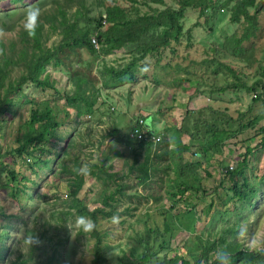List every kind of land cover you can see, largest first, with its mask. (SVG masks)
<instances>
[{"label":"rangeland","instance_id":"1","mask_svg":"<svg viewBox=\"0 0 264 264\" xmlns=\"http://www.w3.org/2000/svg\"><path fill=\"white\" fill-rule=\"evenodd\" d=\"M34 4L41 9L38 40L41 47L51 49L76 19L81 24L88 15L98 20L108 5H119L128 16H135L164 7L179 8L180 0H0V49L4 50L0 66L2 59L8 62L0 88V264L91 263L96 237L92 231L86 233L75 226L78 215L68 206L72 172L82 165L91 171L94 166H104L115 173L114 178L103 175V179L92 173L81 175L83 183L76 193L90 210L97 207L107 212L100 215L97 225L105 264H123L119 259L123 251L130 260L151 254L146 264H163L165 256L174 255L192 264L200 256L202 243L230 228L237 234L235 241L245 248H263L264 147L258 146V130L264 123V99L256 97L259 90L247 87L260 77L264 65V0H255V29L240 42V48L232 45L230 37L237 39L246 22L242 18L237 23L229 21L233 2L208 0L204 16L197 8L186 7L179 41H171L170 48L162 52L136 59L135 79L122 83L109 77L107 69L122 67L138 57L135 43L104 52L97 35L108 23L102 19L97 27L91 22L95 53L63 47L58 53L60 64L50 61L45 65L51 88L27 81L19 91L5 97L7 83L26 73V59L34 41L25 34L22 21L25 9ZM77 10L85 14L77 18ZM252 11L254 8L249 7L248 12ZM76 76L89 80L84 86L89 92L95 91L97 100L90 115L66 101V94L75 88ZM44 102L59 124L44 144L49 153L40 156L41 160H51L47 167L13 153L16 140L27 130L30 108H42ZM139 117H147L149 131L161 138L152 147L161 155L151 154L156 171L142 183L135 173L141 171L137 165L145 158L146 145L130 137ZM248 123L252 125L247 127ZM222 131V145L213 148L211 134ZM127 138L132 139L129 145ZM179 142L189 146L183 153L184 161L200 164L190 177L200 190L177 195L171 207L166 184L175 173L161 150L165 143L171 148ZM242 158L246 162L242 173L235 178L225 175V168H236ZM1 163L14 171L15 182ZM132 165L137 167L130 173ZM243 179L255 188L252 204L233 196V182L241 184ZM118 182L129 185L125 194L114 197L113 207L104 205L102 198ZM12 189L17 194H12ZM113 216L119 217L118 224L111 222ZM25 232L36 233L42 243L33 248L24 246ZM216 252L209 254V262Z\"/></svg>","mask_w":264,"mask_h":264},{"label":"trees","instance_id":"2","mask_svg":"<svg viewBox=\"0 0 264 264\" xmlns=\"http://www.w3.org/2000/svg\"><path fill=\"white\" fill-rule=\"evenodd\" d=\"M226 1L233 2L230 10L229 21L237 23L239 22L240 18H242L246 22V24L243 25V30L237 39L230 37L231 40H234V44L232 45L240 48V42L247 40L255 29V19H257L255 0ZM207 2L208 0H180L179 8L171 9L164 7L155 13H143L137 14L135 16H128L126 9L119 5H108L105 8V15H101L98 20L94 16L90 17L88 15L84 17V23L81 24L79 19H76L71 26V30L65 33V31L68 29L67 27V29L63 32L65 35L62 37L61 42L51 49L41 47V44L38 40L41 27V24L39 23L36 30V37L33 39L34 43L32 46V51L28 54L29 58L26 59V73L21 74L15 82H8L7 86L4 88V95L7 97L11 93L19 91L22 85L27 81L35 83L41 87L51 88L52 85L47 80V74L44 73L45 65L50 61H54L56 65H59L60 60L58 58V53L62 51L61 49L63 47H68L72 50L76 48H85L91 53H95L97 51L95 47L96 42L93 41L95 38L91 35V22H95V25L100 27L102 25V19H104L108 25L104 30H100L98 32L97 38L98 43L100 42L101 48L104 50V52L118 50L125 44L135 43L137 47L136 50L140 53L138 57H134L122 67H109L107 69L109 71V77L114 76L119 83L124 82L123 80L125 79L127 81H133L135 79L134 68L136 67V59H141L150 52H162L166 48H170L171 41H179L183 30L181 18L184 16V9L186 7L197 8L199 15L204 16L205 5ZM249 7L254 8L252 13L248 12ZM82 14L85 13L77 10V12L74 13V16L78 18V15L82 16ZM61 15L65 20V14L62 12ZM232 52L237 55L240 53L238 50H233ZM20 54L24 55L25 58L26 53L23 50H21ZM2 60V67L0 66V88L3 87V73L5 71L6 65L8 64L7 60ZM259 73L260 77L254 80L250 86L247 87V89L251 91H256V89L259 90V93H257L256 97L259 99H264V65L260 67ZM74 79L75 88L71 94H66V101L69 105L74 106L78 111L90 115L94 111V105L97 100L95 91L89 92L88 87L84 86V84L88 85L90 83L89 80H86L80 76H76ZM2 108L6 109L3 103ZM58 125L59 124L56 121H53V118L51 117V109L47 102L43 103L42 108L38 105L31 107L29 112V120L25 125L27 130L21 138L16 140L18 146L13 150V153L17 157L25 156L27 158L41 161L43 165H46L47 167L48 163H51V160H41L40 156L44 155L45 153H49V150H46L44 144H46L45 142L48 138L53 136V130L55 128L57 129ZM251 125L252 123H248L247 127H250ZM258 131L261 135L258 146L264 147V123ZM224 138L225 132L223 131L212 133L210 138V146L213 148L220 147L224 141ZM131 140L132 139L127 138V145L131 143ZM134 142L138 141L134 139ZM140 143H145L146 152L143 162L137 165L141 168V171L136 172L135 177L137 180H139V183H142L150 178L152 172L156 171V166L152 164L153 162L151 159V154L154 153L153 156L156 155V157H160L161 155L160 153L153 151L152 148L158 143L154 144L152 142L146 141H142ZM203 147L205 146L203 145ZM186 151H189V146L180 142L171 148H169L167 143H165L164 149L161 150L162 154H167L169 157L171 163L167 164V166L172 168L173 173H175L174 178L168 177V183L166 184L168 186V201L171 203V207L176 204L174 201L177 195L182 196L186 190H191L192 193L200 190V185L190 180L193 172H196V166L198 167L200 164H191L185 162L183 159V153ZM245 153H247V150ZM245 163L246 162L244 158H242L241 165L239 164V166L236 168L229 169L226 167L225 175L235 178L238 174L242 173ZM2 165L3 164L1 163V166ZM3 166V171H7L11 181L15 182L16 179L14 171L7 170L6 165ZM136 167L133 165L130 166V173H132ZM91 173L100 179H103V175L106 176V178L115 177V173L109 171V169H105L104 166L100 168L98 166H94V170H92ZM72 175L73 178L70 180L71 190L68 192L71 196V201L68 206L74 207L75 213L77 215L88 216L95 222V229L91 233L93 237H96L94 242L95 252L90 264H105L107 262V258L101 253L104 243L102 240V234L97 229V225L99 223L100 215H105L107 212L104 210V208L97 207L93 208V210H90L89 207H86V205L83 204L81 199L77 198L76 193L83 183V179L81 175L76 174L74 171L72 172ZM142 177H144V179ZM71 181H74V183L72 184ZM193 181H195V179ZM128 186L129 185L126 182L116 183L114 190H112L109 194H105V196L102 198L104 205L113 207V202L115 201L114 197L116 195H124ZM232 189L233 196L241 199L243 203L252 204V198H255L256 191L252 185L247 183L246 180L243 179L241 184L238 182H233ZM13 190L14 189H12L11 192ZM12 194H17L16 190H14ZM252 195L254 197H252ZM146 216L148 217V215ZM164 225L165 231H167L168 225L166 220H164ZM227 235L229 236L230 240ZM236 235L237 234H234L233 229L230 228L226 229V231L222 232L219 236L213 238L211 241L208 240L207 244L202 243L200 256L198 260L192 264H198L201 262L204 264H219L216 255L214 259L209 262V254L212 251H218L220 249H224L229 253L230 264H263L264 247L259 250L247 249L241 243L235 241L234 237H236ZM150 255L151 254H143L135 260H130L129 256H127V254L123 251L119 259L123 262V264H146V261L149 259ZM162 262L163 264H191L179 255H174L170 258L165 256Z\"/></svg>","mask_w":264,"mask_h":264},{"label":"clouds","instance_id":"3","mask_svg":"<svg viewBox=\"0 0 264 264\" xmlns=\"http://www.w3.org/2000/svg\"><path fill=\"white\" fill-rule=\"evenodd\" d=\"M41 15V9L34 5H30L25 9V15L22 21V26L24 32L28 35L29 38L34 39L36 37V30L39 24V19ZM3 35V31L0 30V36ZM4 54V50L0 49V55ZM146 70V69H144ZM74 171L83 176H89L91 174V169L87 165H82L79 168L74 167ZM111 222L113 224L119 223V217L113 216L111 217ZM75 226L82 230L83 232H91L95 229V222L87 216L84 215H78L75 218ZM42 243L40 241L38 235L32 232H25L23 236V245L27 246L29 248H33L35 246H38ZM216 258L219 262V264H230V257L229 253L224 250L220 249L216 252Z\"/></svg>","mask_w":264,"mask_h":264},{"label":"built area","instance_id":"4","mask_svg":"<svg viewBox=\"0 0 264 264\" xmlns=\"http://www.w3.org/2000/svg\"><path fill=\"white\" fill-rule=\"evenodd\" d=\"M96 42V39L93 40ZM147 120L145 118H138L135 125L132 127V132L130 137L132 139H135L138 142L146 141V142H152L154 144H157L160 141V136L153 135L149 128L147 127Z\"/></svg>","mask_w":264,"mask_h":264},{"label":"crops","instance_id":"5","mask_svg":"<svg viewBox=\"0 0 264 264\" xmlns=\"http://www.w3.org/2000/svg\"><path fill=\"white\" fill-rule=\"evenodd\" d=\"M147 122H148V120H147Z\"/></svg>","mask_w":264,"mask_h":264}]
</instances>
